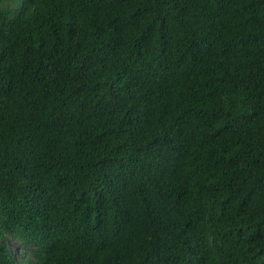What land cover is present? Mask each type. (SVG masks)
Returning <instances> with one entry per match:
<instances>
[{"label":"trees","instance_id":"obj_1","mask_svg":"<svg viewBox=\"0 0 264 264\" xmlns=\"http://www.w3.org/2000/svg\"><path fill=\"white\" fill-rule=\"evenodd\" d=\"M0 264H264V0H0Z\"/></svg>","mask_w":264,"mask_h":264},{"label":"rangeland","instance_id":"obj_2","mask_svg":"<svg viewBox=\"0 0 264 264\" xmlns=\"http://www.w3.org/2000/svg\"><path fill=\"white\" fill-rule=\"evenodd\" d=\"M11 246H12V249L15 251V249H16V245L13 244V243H11Z\"/></svg>","mask_w":264,"mask_h":264}]
</instances>
